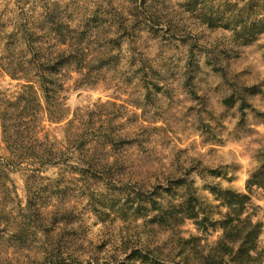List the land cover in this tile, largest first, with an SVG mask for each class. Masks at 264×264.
I'll return each mask as SVG.
<instances>
[{"label": "rangeland", "instance_id": "rangeland-1", "mask_svg": "<svg viewBox=\"0 0 264 264\" xmlns=\"http://www.w3.org/2000/svg\"><path fill=\"white\" fill-rule=\"evenodd\" d=\"M59 1L69 5L74 24L85 20L94 44L119 39L121 67L129 69L133 56L152 66L156 73L149 80L162 90L152 88L146 97L137 79L129 82L125 94L105 84L81 88L71 83L69 118L77 110L92 111L95 128L114 140L106 147L87 146L97 160L110 165L106 177L111 179L96 181L58 174L56 169L31 179L47 231L37 229L18 240L1 225L0 264H140L126 260L133 249L150 250L156 258L171 261L178 237L198 232L191 222L175 230L151 222L160 214L152 211L151 200L162 210L176 205L184 189L174 187L173 194H166L164 188L193 170L188 179L194 181L198 195L218 205L204 190L206 185L246 194L247 180L262 165L264 34L245 43L232 31L209 29L192 11L194 0ZM7 2L0 0V13ZM258 12L257 20H263L264 11ZM41 13L37 9L33 22ZM8 83V78L0 79V86ZM63 127L64 123L49 129L62 140ZM0 155H6L1 126ZM211 170L222 175L212 177ZM13 178L25 199L28 176ZM250 207L254 219L263 224L264 251L263 190L254 188ZM210 234L204 235V242L212 244L220 233Z\"/></svg>", "mask_w": 264, "mask_h": 264}, {"label": "trees", "instance_id": "trees-1", "mask_svg": "<svg viewBox=\"0 0 264 264\" xmlns=\"http://www.w3.org/2000/svg\"><path fill=\"white\" fill-rule=\"evenodd\" d=\"M192 4V11L198 12L202 24L209 29L232 31L245 43L264 34V19L257 20L258 11H264V2L194 0ZM37 9L42 13L33 22ZM69 11V5L59 0H10L0 13V79H9L7 86H0V126L6 151V155H0V226L5 225L3 232L9 231L18 240H25L37 229L47 231L41 199L35 197L31 182L37 175L56 169L58 174L69 172L96 181L111 179L106 177L110 165L97 160L87 146L99 143L106 147L114 140L95 128L96 114L92 111L81 114L77 110L69 118L71 83L81 88L105 84L125 94L129 82L137 79L143 83L146 97L151 96L152 88L162 90L149 80L156 73L152 66L133 56L130 68L124 69L119 39L111 40L114 44H94L85 20L74 24ZM62 123L64 138L59 140L49 128ZM192 171L164 188L166 194H173L174 187L184 189L176 205L162 210L156 200H151L152 211L160 214L150 221L172 230L191 222L198 235L179 236L171 261H162L150 250L139 249L131 250L126 260L140 264H264L260 247L263 224L249 212L254 188L264 191V160L247 180L246 194L206 185L204 190L218 205L198 195L194 181L188 179ZM16 174L28 176L25 199L13 178ZM210 175L218 178L222 174L211 170ZM210 232L220 233L212 244L204 242V235L210 236Z\"/></svg>", "mask_w": 264, "mask_h": 264}]
</instances>
